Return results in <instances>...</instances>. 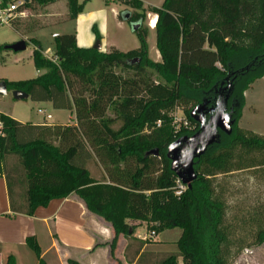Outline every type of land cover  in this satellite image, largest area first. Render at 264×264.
<instances>
[{"label": "trees", "instance_id": "1", "mask_svg": "<svg viewBox=\"0 0 264 264\" xmlns=\"http://www.w3.org/2000/svg\"><path fill=\"white\" fill-rule=\"evenodd\" d=\"M0 1L5 4L10 0ZM52 1L25 0L18 11ZM66 2L65 21L75 19L82 4ZM132 2L136 8L142 7L140 0ZM152 10L157 16L154 28L160 61L148 57L147 30L141 26L135 31L139 47L126 52L115 47L107 52L78 47L75 34H58L54 38L55 62L42 54L38 40L31 39L34 66L45 72L31 79L4 80L7 89L22 90L33 100L49 101L57 109H73L76 125L28 124L0 113L4 124L0 162L9 154L20 156L26 178V214L52 199L76 194L88 211L110 223L113 237L95 247L109 246L112 257L118 236L130 235L146 222L157 224L151 227L155 234L180 228L176 241L179 254L139 255L144 244L155 240H138L132 259L139 255L136 264L145 256L158 255L161 258L154 264H178L177 256L184 264H227L221 252L226 239L220 228L224 208L214 196L208 175L225 170L231 154L208 147L194 160L197 177L178 194V177L170 168L166 151L176 139L191 136L199 128L189 115L197 102L184 89L200 94L201 100H212L215 107L210 92L213 86L229 71L264 54V0H163ZM118 19L124 21L122 15ZM142 20L141 13L133 12L126 22L131 25ZM92 31L100 39L95 24ZM116 66L131 69L132 76L118 74ZM145 68L165 82L154 81ZM263 74L264 70L241 86L232 134H220L242 148L264 150V136L247 135L237 125L244 90ZM110 105L122 121L118 129L112 128V118L104 116ZM176 107L182 109L190 128L173 129L169 113ZM151 149H157L158 154L146 155ZM93 153L104 164L105 183L94 184L86 168ZM26 243L35 252L37 264H46L35 238L27 237ZM68 264L78 263L69 260Z\"/></svg>", "mask_w": 264, "mask_h": 264}, {"label": "rangeland", "instance_id": "2", "mask_svg": "<svg viewBox=\"0 0 264 264\" xmlns=\"http://www.w3.org/2000/svg\"><path fill=\"white\" fill-rule=\"evenodd\" d=\"M78 2L82 4L78 19L65 21L69 11L66 0H54L45 5L33 4L32 8L26 10L25 15L11 22L12 25L0 24V80L18 81L37 76L38 73L32 59L34 44L31 39L39 40L42 54L46 58L53 59H55L53 53L56 34H76L78 32L80 44L94 46L98 39L92 31L93 24L103 35L99 39L102 46L101 51L110 50V48H105L106 41L115 42L114 45L123 51L137 48L139 39L131 25L126 21H121L125 23L123 26L118 24L120 22L117 19L118 15H123L125 12L131 14L139 12L143 15L140 26L147 30L148 57L157 61L156 34L155 29L149 30V19L155 14L152 8H158L161 5L160 0H146L147 5H142L141 8H136L132 0H78ZM112 8L117 10V18ZM21 39L26 41L24 50L15 52L5 48L6 45ZM245 41L247 42V39ZM158 59L160 61V58ZM254 59L256 57L252 60ZM218 66L220 67V64ZM114 70L124 77L132 76L131 69L116 66ZM262 70L264 68L250 74L249 78ZM41 71L44 73L45 69ZM145 72L154 81L165 82L151 68H145ZM253 83L247 92L243 117L237 125L242 127L241 131L247 135H252L251 132H254L256 135L264 136V80L256 79ZM184 92L195 98L196 104L203 103L200 94L189 92L187 89H184ZM0 111L23 122L47 121L64 124L75 120L74 113L69 109H57L49 101H36L29 96L15 99L11 89H8L6 94L0 95ZM47 114H50L51 118H47ZM104 116L113 119L112 128L118 129L121 126L122 121L117 116L113 105L106 109ZM169 116L174 130L180 129L182 121L186 119L180 107L174 108ZM68 125H76V120ZM54 143L57 144V142ZM211 150L215 152L227 150L231 154L225 170L212 171L208 175L214 196L224 208L220 228L225 233L226 239L222 244V256L227 264H264V235L262 237L264 234V150L242 148L237 144H232L231 137L226 136H221L217 143L211 145ZM86 168L94 184L107 182L104 164L94 153L87 162ZM0 171L8 176L12 189L16 193V201H22L26 192V178L20 156L16 153L6 155L0 162ZM153 225L157 224L147 223V226L137 227V232L145 237L152 230ZM180 232V228L160 231L155 241L146 243L145 251L154 254L175 253L178 255V245L175 240ZM132 234L129 237L126 235L129 241L127 247L131 243L136 245V241L139 240ZM151 239L154 240V238ZM98 243L101 242L98 241ZM42 246L45 248L44 242ZM15 251L17 252L16 258L8 260L5 255L4 263L8 261L10 264L36 263L37 256L28 244H22ZM43 258L51 260L54 256L49 252ZM160 258L159 255L158 257L145 256L140 264H154ZM113 259H115V252ZM93 261L95 264L106 263L104 255L94 256ZM176 262L184 264L180 256H177ZM50 263L60 264L58 259Z\"/></svg>", "mask_w": 264, "mask_h": 264}, {"label": "crops", "instance_id": "3", "mask_svg": "<svg viewBox=\"0 0 264 264\" xmlns=\"http://www.w3.org/2000/svg\"><path fill=\"white\" fill-rule=\"evenodd\" d=\"M140 1L142 2L143 6L147 5L146 0ZM160 1L162 4L163 0ZM112 10L114 12V16H116L117 18V10L113 8ZM78 17L79 16H77L75 19H78ZM118 24L123 26L125 23L120 21L118 22ZM154 29L155 28L149 27V30ZM98 32L100 34L101 39L103 35H101L99 29ZM75 35L76 44L78 47H92L80 44L78 32H76ZM114 44L115 42L106 41L105 48L108 49L110 47H115L122 52H126L121 50L118 46L116 47ZM157 56L158 57L156 60L159 61V51ZM36 72L38 73L37 76L42 74L41 70L36 69ZM256 79L264 80V74ZM253 82L250 83L248 88H246L243 92L241 117L239 118L237 124L241 121L243 117L247 92L249 88L254 84ZM71 111L74 113L73 109ZM0 113L6 114L1 111ZM49 118H51V116ZM20 122L28 124H56L47 121ZM74 122H67L60 125L73 124ZM239 128L240 130H243L242 127ZM15 195L16 193L12 189L11 184L8 183V176L5 172L0 171V264H7L4 263L5 255H7L8 260L16 258L17 252L15 251V249L19 246H22V244H27L26 238L29 236H33L37 244L39 245L41 258L45 257V255L49 252L53 254L54 259L46 260L43 258L46 264H51V261L54 263L55 259H58L60 264H68L69 260H73L78 264H95L93 258L96 255H104L106 260L105 264H136L139 255L148 252L145 251L147 244H144L139 255L136 256L134 260H132L135 250L137 248V241L135 243L136 245H133L131 243L127 247V242L129 241L127 240V237L124 234H120L118 236L116 249L114 251L115 259H113L110 254L109 246L102 245L95 247V244L98 243V241L101 243H106L110 241L113 237V229L111 228L110 223L104 221L99 216L88 211L84 202L75 194H70L65 198L52 199L47 205L38 206L30 215L25 213V196L22 201L18 202L16 201ZM140 226H147V223L143 222L137 227ZM137 227L134 228L132 236H136V238L138 237L139 240H143L144 237H142L141 234L137 232ZM148 234L149 233H147L145 236H147ZM158 235L159 233L153 237L154 240ZM127 236L129 237L130 235ZM179 236L176 238L175 241H177ZM43 242L46 245L45 248L42 246ZM125 253H127V255ZM126 257H128V259ZM35 264H37V260Z\"/></svg>", "mask_w": 264, "mask_h": 264}, {"label": "water", "instance_id": "4", "mask_svg": "<svg viewBox=\"0 0 264 264\" xmlns=\"http://www.w3.org/2000/svg\"><path fill=\"white\" fill-rule=\"evenodd\" d=\"M122 17L126 21L129 19L130 13L125 12ZM131 27L136 31L140 27V23H134ZM92 47L101 50L100 40L98 39ZM5 48L15 52L21 51L26 48V41L21 39L15 43L6 45ZM136 61H139V58H136ZM7 91L5 81L0 80V95L6 94ZM12 95L15 99H23L29 96L28 93L17 89L12 90ZM204 109L205 103L203 101V103L196 104L190 110V117L199 124L198 130L191 136L179 137L169 144L166 151V156L170 160L171 170L188 187L191 186V182L197 177L194 169V160L200 158L207 151L208 147L217 143L221 133L228 136L231 135L235 123L230 112H227L225 108L218 106L208 117H203ZM149 154L157 155L158 150L151 149L146 152V155Z\"/></svg>", "mask_w": 264, "mask_h": 264}, {"label": "flooded vegetation", "instance_id": "5", "mask_svg": "<svg viewBox=\"0 0 264 264\" xmlns=\"http://www.w3.org/2000/svg\"><path fill=\"white\" fill-rule=\"evenodd\" d=\"M134 23L136 22H132L131 25ZM263 68L264 54H262L260 57H256V59L250 61L247 65L243 66L239 70L229 71L219 82V84L214 85L210 90L212 98L216 99L215 107L211 105L212 100L203 99L205 103L203 117H208L218 106L225 108V110L230 112L231 116L233 117L236 112L235 109L239 104V92L242 86L241 84L249 78L250 74L255 73Z\"/></svg>", "mask_w": 264, "mask_h": 264}, {"label": "built area", "instance_id": "6", "mask_svg": "<svg viewBox=\"0 0 264 264\" xmlns=\"http://www.w3.org/2000/svg\"><path fill=\"white\" fill-rule=\"evenodd\" d=\"M25 0H10L3 4L0 1V24H11V22L18 16L25 15L26 10L18 11V7L23 5ZM52 61H56V58H50ZM47 118L50 117V115L46 116ZM160 124V121L157 122V125ZM3 121L0 119V135H3ZM190 128V123L187 119L182 121L181 128ZM179 182V190L177 193H181L182 190L185 189L186 184H183L181 180L178 178ZM155 236V232L151 230L147 236L144 237V239L147 238H153Z\"/></svg>", "mask_w": 264, "mask_h": 264}, {"label": "bare ground", "instance_id": "7", "mask_svg": "<svg viewBox=\"0 0 264 264\" xmlns=\"http://www.w3.org/2000/svg\"><path fill=\"white\" fill-rule=\"evenodd\" d=\"M157 16L154 14L149 19V27L154 28L156 23Z\"/></svg>", "mask_w": 264, "mask_h": 264}]
</instances>
